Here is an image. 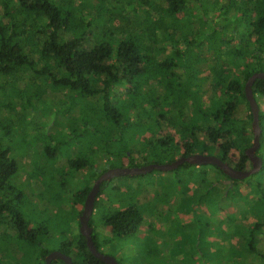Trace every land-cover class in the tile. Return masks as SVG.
I'll list each match as a JSON object with an SVG mask.
<instances>
[{
	"label": "trees",
	"instance_id": "trees-1",
	"mask_svg": "<svg viewBox=\"0 0 264 264\" xmlns=\"http://www.w3.org/2000/svg\"><path fill=\"white\" fill-rule=\"evenodd\" d=\"M201 1L210 0H0V91L4 84L14 83L21 106L29 109L33 101L42 100L57 106L61 118L70 116L61 137H69L75 149L62 164L64 173L73 177L91 171L74 195L75 204L82 205L101 172L115 167L110 162L125 159V166H136L132 156L138 152L133 148H169L166 142L171 139L162 135L163 125L180 140H189L171 147L177 148L178 156L211 149L235 170L249 167L243 151L250 144L242 125L250 122L251 115L243 84L253 73L263 72L264 0H227L224 12L230 9V16L242 27L233 28L228 38L222 24L205 20ZM192 2L203 16L187 13ZM117 17L126 22L125 29L110 27ZM251 91L263 97L264 82L256 80ZM240 104L248 122L238 117ZM10 106L5 110L9 114ZM262 118L258 110L260 132ZM51 123L48 131L55 128ZM43 141L41 151L49 161L57 144H52V137ZM231 150L237 154L235 163L228 158ZM93 152L104 158L101 170L94 164ZM143 163L149 164L145 159ZM179 167L196 170L188 174L196 181L194 194L203 189L204 194L221 198L237 182L214 166ZM17 172L15 159L0 149V226L4 228L0 238L10 240L17 256L13 264H44V257L53 251L39 241L47 234L45 225L30 227L13 205L18 193L8 181ZM220 179L229 183L222 185ZM104 185L92 212H98ZM101 222L113 237L123 238L137 232L142 218L128 208L107 212ZM263 226L264 217L248 225L246 240L242 230L241 249L264 262L253 247ZM55 250L69 256L71 264H103L88 253L79 233L62 240Z\"/></svg>",
	"mask_w": 264,
	"mask_h": 264
},
{
	"label": "rangeland",
	"instance_id": "rangeland-1",
	"mask_svg": "<svg viewBox=\"0 0 264 264\" xmlns=\"http://www.w3.org/2000/svg\"><path fill=\"white\" fill-rule=\"evenodd\" d=\"M227 3V0L201 1L205 20L222 24L226 38L234 29H242L240 22L230 16V9L224 12ZM187 13L198 17L204 12L192 2ZM110 27L125 29L127 24L117 17ZM262 58L264 72V55ZM3 86L5 89L0 91V149L6 150L18 164L17 174L8 181L18 193L13 205L30 227L38 223L45 225L47 234L39 241L43 248L54 250L62 240L78 233L76 212L82 205L73 202L74 195L84 186L91 171L84 170L73 177L64 173L65 165L62 164L72 157L75 149L69 137H61V130L67 128L70 116L61 118L57 106L42 100L33 101L29 109L26 105L21 106L22 101L18 103V100L22 98L14 91L15 84L9 82ZM193 90L191 83L189 92L193 93ZM254 99L263 117L255 152L261 160L260 170L233 186L229 185V190L221 198L217 194H204L203 189L200 194L192 193L196 181L188 174L196 171L193 168L178 167L168 172L153 170L140 176L112 178L105 182L98 197V212H92L91 216L92 233L101 254L114 258L118 264H264L259 257L243 254L241 249L242 230L246 232L243 237L246 240L248 225L264 217V96L256 95ZM7 104H11V114L5 112ZM245 113L244 105L240 104L238 117L245 120ZM51 122L55 128L48 131L47 125ZM242 127L251 144L250 122ZM43 135L52 137V144H57L49 161L41 151L46 143L43 140L47 139ZM162 135L171 139L166 142L169 148H133L138 152L132 156L134 165H144L143 159L156 164L175 160L178 151L171 147L189 141L180 140L167 125L162 126ZM169 153L173 156L170 157ZM203 154L216 156L211 149L203 150ZM92 156L95 166L101 170L104 158L95 152ZM228 158L235 163L236 151L231 150ZM110 163L115 167L120 163L125 166L126 160ZM204 170L208 172L207 168ZM220 183L223 185L226 181L220 179ZM128 208L136 209L142 218L137 232L128 237H113L102 224L101 217L107 212ZM3 229L0 226V233ZM0 247V264H13L17 256L11 250L10 240L5 242L0 238ZM253 247L264 256V226Z\"/></svg>",
	"mask_w": 264,
	"mask_h": 264
},
{
	"label": "water",
	"instance_id": "water-1",
	"mask_svg": "<svg viewBox=\"0 0 264 264\" xmlns=\"http://www.w3.org/2000/svg\"><path fill=\"white\" fill-rule=\"evenodd\" d=\"M256 80H261L262 82H264V72L253 73L243 84V95L251 115L250 129L252 141L250 146H248L243 151V155L246 157L247 161L250 164L249 168L245 170H235L231 168L226 162L221 161L215 156H209L200 153L190 154L185 157L179 156L175 160L164 164L149 163L142 166L107 168L106 170L101 172L98 177L92 182L90 189L83 200L81 212L77 219L78 233L84 238L86 249L93 258L103 264H118L114 258L103 255L96 249L91 238V228L88 226V221L93 211V204L102 183L108 182L112 178L116 177H134L144 175L150 173L153 170L168 172L175 170L184 163L190 166H214L229 179L237 181L243 180L260 170L261 160L255 155V152L259 146L260 136V127L258 123V106L251 91V86ZM54 260H59L63 264H71L70 257L61 254L57 250L49 252L44 257V264H51V262Z\"/></svg>",
	"mask_w": 264,
	"mask_h": 264
},
{
	"label": "flooded vegetation",
	"instance_id": "flooded-vegetation-1",
	"mask_svg": "<svg viewBox=\"0 0 264 264\" xmlns=\"http://www.w3.org/2000/svg\"><path fill=\"white\" fill-rule=\"evenodd\" d=\"M178 157H179V156H178ZM172 160H174V159H172ZM248 163H249V162H248ZM249 166H250V164H249ZM248 168H249V167H248ZM248 168H247V169H248ZM225 181L227 182L226 184H228V183H229V181H228V180H225ZM55 249H56V248H55ZM55 249H54V250H55Z\"/></svg>",
	"mask_w": 264,
	"mask_h": 264
},
{
	"label": "crops",
	"instance_id": "crops-1",
	"mask_svg": "<svg viewBox=\"0 0 264 264\" xmlns=\"http://www.w3.org/2000/svg\"><path fill=\"white\" fill-rule=\"evenodd\" d=\"M106 228H108V227H106ZM109 229V228H108Z\"/></svg>",
	"mask_w": 264,
	"mask_h": 264
}]
</instances>
